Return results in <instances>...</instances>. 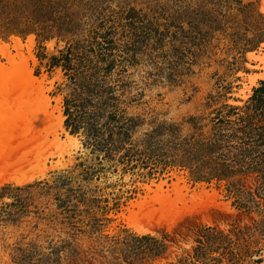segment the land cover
<instances>
[{
	"label": "rangeland",
	"instance_id": "obj_1",
	"mask_svg": "<svg viewBox=\"0 0 264 264\" xmlns=\"http://www.w3.org/2000/svg\"><path fill=\"white\" fill-rule=\"evenodd\" d=\"M262 7L263 0H0V43L12 47L13 36L24 44L33 37L35 59L24 46L27 64L44 80L50 97L48 112L54 116H39L42 104L34 102L30 106L34 114L26 121L31 127L29 137L20 138L21 143L11 141L16 145L10 144L16 160L40 151L46 166L32 180L0 185V209L14 198L23 199L12 207V217H0V264H48L46 256L37 261L39 256L49 252L51 242L64 238H73V251L64 250L57 264H256L263 260V145L249 156L254 167L207 180L177 164L131 167L121 160V152L108 154L93 147L88 141L92 135L85 129L105 124L108 135L113 126L136 117L128 132L114 129L113 138L129 144L130 138L139 143L154 128L174 123L175 137L171 131L156 137L166 145L178 136L209 134L213 116L218 109L226 112V105L243 112L263 80L243 97L254 71L248 53L261 50L264 40ZM135 33L138 43L133 41ZM76 44L81 46L76 51L85 52L101 67L95 75L113 85L116 99L100 111L92 106L98 94H91L94 102L87 105L91 119L73 133L77 146L61 154L51 126L62 112L64 128L72 133L65 124V99L73 97V89L67 86L71 71L54 65L52 57ZM0 58L12 69L7 58ZM16 60L20 63L19 57ZM79 60L74 64L82 68ZM109 61L114 64L106 69ZM86 65L83 71L88 74L92 70ZM82 95L85 98L87 93ZM112 112L120 118H109ZM65 130H58L62 141L67 138ZM175 183L184 187L185 202L179 199ZM157 184L172 198L178 196L180 209L145 215L144 205L138 203L153 202L159 193ZM202 191L216 195L207 198ZM192 194L202 196L193 203ZM63 200L77 206L73 219L77 229L61 207ZM137 221L152 225L153 232L144 234L154 239H136L143 235L135 229ZM161 244L165 250L154 253ZM17 246L25 247L29 256L16 258L22 252ZM137 246H142L141 251Z\"/></svg>",
	"mask_w": 264,
	"mask_h": 264
},
{
	"label": "trees",
	"instance_id": "obj_2",
	"mask_svg": "<svg viewBox=\"0 0 264 264\" xmlns=\"http://www.w3.org/2000/svg\"><path fill=\"white\" fill-rule=\"evenodd\" d=\"M135 34L137 36L133 37V41L138 43L139 40L136 37L139 35ZM136 43L133 45H137ZM131 45V42L128 41L125 46L127 48ZM80 47L79 44L70 45L62 50L60 56L55 55L52 57L54 65L62 64L66 71H73L72 73L67 72L70 75L67 86L73 89L71 92L73 97L65 99V114L67 115L65 124L71 129L72 133L77 132L80 125H84L83 128H85V121L91 119L87 111V105L94 102L91 94L94 96L98 94L97 102L92 106H95V109L100 111L103 106L105 109L116 99V96L112 93L113 85L109 84L106 78H99L95 75L101 67L94 65V62L89 57L87 59L84 56L85 52L80 54L79 51H76ZM112 48H115V45ZM79 58H81V61ZM75 59L79 60L82 68H78L74 64ZM85 64L90 66L92 70L88 74L83 71ZM112 64L114 62L109 61L105 68H110ZM84 92L87 93L85 98L82 95ZM225 108L227 109L226 112L224 108L216 111L209 134L199 132L187 136H178V138L170 139L169 144L166 145L160 142L161 139L156 141V137L169 131L175 137L177 125L174 123L161 124L146 133L139 143H135L130 138L128 139L129 144L126 141L118 142L114 139V129L119 128L121 131L124 129L128 132L129 128L136 124V117H128L121 125L113 126V128L108 130V135L106 134V127H103L106 126L105 124L100 126L93 124L90 128L85 129H88V133L92 135L88 141L93 147L103 148L108 154H112L113 151L121 152V160L131 165V167H136L140 163L144 167L149 168L157 167L161 164L164 166L177 164L190 168L192 174L198 179H221L235 173L237 170L248 169L256 165L248 159L252 153L260 149L262 145L264 146V79L261 80V85L254 89V93L247 101V104L242 107L244 108L243 112H240V108L235 106L226 105ZM231 114L234 116L233 118ZM109 118L117 120L120 117L117 113L112 112ZM106 135L107 137H105ZM262 150L264 152V148ZM260 167L263 168L264 166ZM30 186L31 184H28L25 187ZM17 189H22V187L18 186ZM22 201L23 199L14 198L11 202H6L2 205L0 209L1 219L12 217L14 213L12 207L19 202L22 203ZM61 207L65 210L66 217L71 219V225L74 229H77L78 224L73 220L77 216L76 204H69L63 200ZM135 237L136 239H154V236L150 234ZM27 244L30 245V243ZM20 246H17V250L22 249V252L19 251L16 254V258L21 260L29 256V254H25V247L22 248ZM72 246L73 238H64L60 243L51 242L49 252L41 254L37 261L41 260V257L46 256L48 264H57L64 250L69 248L73 251ZM140 247L142 249V246L136 247L137 251H141ZM165 248V245L161 244L155 248L154 253L160 254ZM171 264L178 263L173 262Z\"/></svg>",
	"mask_w": 264,
	"mask_h": 264
},
{
	"label": "bare ground",
	"instance_id": "obj_3",
	"mask_svg": "<svg viewBox=\"0 0 264 264\" xmlns=\"http://www.w3.org/2000/svg\"><path fill=\"white\" fill-rule=\"evenodd\" d=\"M262 9L264 11V0ZM13 40L14 44L12 47L9 44L0 43V55L7 58V61L13 64L12 69H10L0 58V185L7 181H15L18 184H22L32 180L36 173L41 172L40 174H43L46 166V156L43 152L38 151L36 153L31 151L29 154H23L22 157L17 158L18 160H16L15 156L17 154L13 151V148L10 149V144H14V142H11L12 140H17V142L21 143V141L18 140H20V138L24 139V136H28L31 127H29L30 123H26V121L30 115L34 114L30 109V106L33 105L34 102L39 101L42 104V107L38 108L39 116L44 115L48 118L54 117L52 116L53 112H48L50 97L45 92V86L43 84L44 80L35 76L32 69L29 68L27 64V56L25 55L24 46H27V51L29 52L30 57L35 59L32 53L33 37H29L27 44H24L17 36H13ZM248 55L251 60L249 62V68L254 71L252 73L250 72V75L247 78L245 84L246 88L244 87L246 91H242L244 98L249 96L252 91L251 87L256 86L258 80L264 79V40L261 43V50L249 51ZM17 57H19L20 63L17 62ZM10 117L11 119H9ZM64 118L65 116L61 112L57 118V122L53 123L51 126L52 132L55 135V140L53 142L55 146L60 148L61 154L75 148L78 142L75 134L65 130ZM31 119L33 120L32 116ZM47 122L49 123V121ZM17 129L19 132H16ZM59 129L66 131L67 138L65 141H62L58 132ZM23 144H25V142ZM4 161L7 163L6 165L4 164L5 166H2ZM157 185L158 189L156 190H158L159 193L155 194V196H157L153 199V202L140 201L138 203L139 206L144 205L142 211H144L146 216L152 213H160L161 215H166L169 212L174 213L176 210L180 209L177 207L178 202L176 201L178 199L176 198L179 196V199L183 202L187 200V193L182 192L184 187L176 184L178 189L175 187V190H177L178 196L174 199L170 196L169 191H166L163 188L162 184ZM202 193L208 194V191H202ZM196 194L190 195L192 202L196 201V198L202 196ZM209 195L210 194L206 197L209 198ZM211 195L215 196L216 192ZM155 201L159 202L158 206L155 205ZM137 222L134 223V226L138 233L144 234L147 232H153V229L151 228L152 225L141 223L140 221ZM256 264H264V259L258 261Z\"/></svg>",
	"mask_w": 264,
	"mask_h": 264
}]
</instances>
